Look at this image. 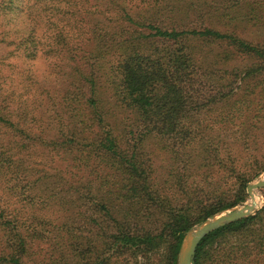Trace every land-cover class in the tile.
<instances>
[{"label": "trees", "instance_id": "16d2710c", "mask_svg": "<svg viewBox=\"0 0 264 264\" xmlns=\"http://www.w3.org/2000/svg\"><path fill=\"white\" fill-rule=\"evenodd\" d=\"M224 1L0 0V264H178L191 227L247 201L264 40L231 31ZM194 264H264V206Z\"/></svg>", "mask_w": 264, "mask_h": 264}, {"label": "rangeland", "instance_id": "374dc122", "mask_svg": "<svg viewBox=\"0 0 264 264\" xmlns=\"http://www.w3.org/2000/svg\"><path fill=\"white\" fill-rule=\"evenodd\" d=\"M185 1H189V0H185ZM202 1L203 0H193L194 7L192 8V10L195 9L196 3L198 4V3H201ZM253 1L254 0H225L223 3H221V5H226L228 7L227 12L229 13V17H227V18L229 20H231V24L228 28L231 31L232 30L235 31L238 35H240L244 39L251 41L253 43H257V42H261V40H264V7L261 4H258L256 6H254V5L252 6L251 3ZM19 2H20V0H19ZM230 5H232V7ZM217 28H219V29L224 28V26H222L221 21L217 24ZM14 48H15V46H10L9 50H7L5 52L7 53L8 51H12ZM12 53L15 56H11L8 59V61H10V63L17 64L18 66L16 68V72H20V59L18 61L17 56H16V52H12ZM31 66L37 72H42L47 68V64H46L45 60H43L41 58L32 61ZM252 154L256 155L257 157L264 155V138L260 137L259 147H257L252 152ZM247 158H248V156H247ZM86 176H87V170H86ZM258 176H264V170L259 172L258 175L256 177H254V179L251 180L249 183L254 182L258 178ZM54 182L57 184L56 181H54ZM93 185H94V188H97L99 185L98 180L95 181L93 183ZM55 188H56V186L52 185L51 188L46 190V191L48 193H54ZM63 193L66 194L65 197L68 200L75 197V194H76L75 191L68 192V193L63 192ZM247 193H248V191H247ZM3 195H5L3 187L0 186V197ZM251 201H252V198H251L250 194L248 193L247 201H245L242 204H238L236 206H233L231 208L242 207L243 205H246V204L250 203ZM256 201H257L256 209H258V210L254 214H256L264 206V187L260 188L256 191ZM59 202H60V198L57 195V198L53 199L51 204L53 205L54 203H59ZM69 202H71V201H69ZM75 204L77 205V203H75ZM22 206L24 207L23 212H25V211L28 212L27 209L30 211H34V210L37 211V207H34V206L29 207L26 202H24ZM17 207H19V204H17ZM231 208H228V209H231ZM53 209L54 208H51L50 211H53ZM228 209H225L223 211H226ZM45 210H47V209H45ZM71 210L72 209H70V211ZM43 211L44 210H42L40 212L42 213ZM76 213L77 212L73 211L70 220H72L76 217ZM254 214H252V215H254ZM59 215H61V214L59 213ZM54 217L56 218L55 213H54ZM78 223H79V220L75 222L76 225ZM0 235H1V233H0ZM49 248H51L50 245L47 243L44 244V241H42L41 243L36 245L37 257L39 259H44L45 263H47V260H49V256L51 254L50 253L51 251L49 250ZM120 264H124V262L121 263V261H120Z\"/></svg>", "mask_w": 264, "mask_h": 264}, {"label": "water", "instance_id": "95a60500", "mask_svg": "<svg viewBox=\"0 0 264 264\" xmlns=\"http://www.w3.org/2000/svg\"><path fill=\"white\" fill-rule=\"evenodd\" d=\"M263 187L264 176H258L254 182L249 183L247 186V191L252 198L250 203L242 207H234L226 211L218 212L208 217L203 222L191 227L183 239L179 252L178 264H194L198 245L201 240L212 231L254 214L258 210L256 209V191Z\"/></svg>", "mask_w": 264, "mask_h": 264}]
</instances>
